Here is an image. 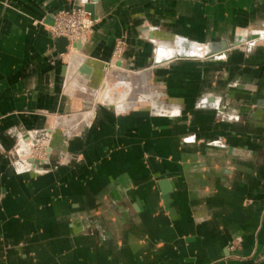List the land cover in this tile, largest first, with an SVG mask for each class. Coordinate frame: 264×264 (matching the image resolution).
<instances>
[{
	"label": "crops",
	"instance_id": "obj_1",
	"mask_svg": "<svg viewBox=\"0 0 264 264\" xmlns=\"http://www.w3.org/2000/svg\"><path fill=\"white\" fill-rule=\"evenodd\" d=\"M78 1L0 0V264H264V0H97L62 55L49 26ZM245 33L225 61L152 65L154 41ZM142 73L163 110L95 100ZM20 134L46 138V173L16 161Z\"/></svg>",
	"mask_w": 264,
	"mask_h": 264
},
{
	"label": "rangeland",
	"instance_id": "obj_2",
	"mask_svg": "<svg viewBox=\"0 0 264 264\" xmlns=\"http://www.w3.org/2000/svg\"><path fill=\"white\" fill-rule=\"evenodd\" d=\"M249 35H247V33H245V35H237L235 37H233V39L231 41L228 40H219L216 42H210L207 43L205 45H198L197 43L193 42V41H189L186 38L183 37H177L176 40L172 43L174 46L171 48L169 47L170 45L164 42H156L154 41L153 43H155V45L157 46L156 50H155V58L153 59V66H159L162 65L164 63H168V62H172V61H176V60H205L208 57H216L219 58L218 60L215 61H225L228 57V54L231 50L236 49V48H246V49H251V47L253 45L256 44V42L251 43L249 40ZM259 38V37H257ZM236 42L237 46H233V43L231 42ZM224 45L225 46V50L222 49L223 52L217 51L216 49H213L215 47H218L220 45ZM187 48L188 51H192L194 48L199 51V54L196 56H191L189 58L186 59H179L181 58L180 56L174 57V55L176 54V52L178 51H182L183 48ZM222 47V46H221ZM220 47V48H221ZM219 48V47H218ZM83 49V48H81ZM80 50H74L71 51L73 52V54L76 53H80ZM216 51V52H215ZM165 52V53H163ZM206 52V53H205ZM122 55V53H121ZM163 55V56H162ZM114 56V53H113ZM115 58V56H114ZM121 56L119 57L118 62H121ZM206 61V60H205ZM208 61V60H207ZM119 65V64H118ZM118 66H116L112 61H111V68L112 70L115 69H119L117 68ZM140 80L141 83H132V81L127 80V79H119L118 81H115L114 83H110L108 80H105L104 83L101 85V87H99V89L97 90L96 94H95V100L98 103H103V104H107V105H111V106H117L122 108L123 106H127V104L129 105L128 107H149L150 109L153 107L156 108H162V110L165 108V106L163 104H156L155 101L153 100V93H146V89H144V92L142 91L143 88H145L148 78L146 73H142L140 75ZM118 95V97L116 98L115 95ZM210 100H215L213 97H209ZM220 106V105H219ZM174 107V105L172 106V108ZM221 109V107H220ZM161 110V111H162ZM122 111V110H121ZM84 118H88L87 116H84ZM53 126L51 131H55L56 127H59V125H61V121L60 118H56V120H54L53 122ZM34 133H29L28 136L30 140L33 139L32 135ZM45 137L43 136H37L35 138V140L40 141L41 144L42 142H45ZM34 140V139H33ZM18 141L20 142L18 144V153L21 156V158H23V156L25 155H29L30 150H31V146L34 145V142H26L25 138L22 137V134L18 135ZM41 146V145H40ZM42 147V146H41ZM16 148L11 149V153L15 154ZM47 153V157L43 160H41V162H39L40 164H42V166L40 165H35L33 163V159H30V162H28V164L30 165L31 169L27 170L29 172H33L35 174H43L46 173L48 171V165H49V149L48 151H46ZM25 153V154H24ZM17 155V154H16ZM38 164V163H37ZM26 169V167H25Z\"/></svg>",
	"mask_w": 264,
	"mask_h": 264
},
{
	"label": "built area",
	"instance_id": "obj_3",
	"mask_svg": "<svg viewBox=\"0 0 264 264\" xmlns=\"http://www.w3.org/2000/svg\"><path fill=\"white\" fill-rule=\"evenodd\" d=\"M88 3H92L91 0H79L74 8L59 12L52 17L53 24L49 28L50 34L56 39L64 38L68 43L67 48H72V45L77 44H80L82 47L90 38L94 19L92 14L85 9V5ZM123 46L124 42L122 40L116 43L114 50L116 59H119L121 56ZM46 151V146L37 140L35 144L31 146L29 155H25L21 158L17 147L15 150L16 153L13 154V156L16 158V161L20 162L26 169H31L28 164L30 159L36 161L38 163L37 165L42 166L39 162L47 157Z\"/></svg>",
	"mask_w": 264,
	"mask_h": 264
},
{
	"label": "water",
	"instance_id": "obj_4",
	"mask_svg": "<svg viewBox=\"0 0 264 264\" xmlns=\"http://www.w3.org/2000/svg\"><path fill=\"white\" fill-rule=\"evenodd\" d=\"M91 2L94 4V3H97V0H91ZM92 3H88V4L85 5V9L88 12H90L91 14L93 13V4ZM51 24H53L52 21H51ZM54 41H55L56 47L58 48L59 54H62V55L67 54V52H68L67 49H66L67 46H68L67 41L64 38H58V39L55 38ZM231 43H233V46H237V44H236L235 41L234 42H231ZM72 47L73 48L76 47L78 50L81 49V45L80 44L72 45ZM218 59L219 58H216V57H208L205 60L206 61L207 60L208 61H215V60H218ZM77 71L80 74H85V75H88L89 74V68L85 64L80 65L78 67ZM33 163L35 165H37V162L36 161H33Z\"/></svg>",
	"mask_w": 264,
	"mask_h": 264
},
{
	"label": "bare ground",
	"instance_id": "obj_5",
	"mask_svg": "<svg viewBox=\"0 0 264 264\" xmlns=\"http://www.w3.org/2000/svg\"><path fill=\"white\" fill-rule=\"evenodd\" d=\"M47 28V27H46ZM49 28H50V26H49ZM257 37L258 36H255V35H251L250 36V38H248V40L251 42V43H254L255 42V40H257ZM237 44V43H236ZM222 46V47H221ZM219 47V48H218ZM218 47H215V48H213V49H216L217 51H220V52H223L224 53V51H222V49L223 50H225L224 48H225V46L224 45H220V46H218ZM221 47V48H220ZM81 48H83V46L81 47ZM67 49V51L69 50V51H74V50H77V48L75 47V48H66ZM216 52V51H215Z\"/></svg>",
	"mask_w": 264,
	"mask_h": 264
}]
</instances>
